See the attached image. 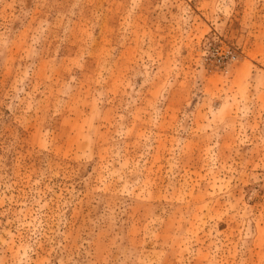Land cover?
Instances as JSON below:
<instances>
[{"label":"rangeland","instance_id":"1","mask_svg":"<svg viewBox=\"0 0 264 264\" xmlns=\"http://www.w3.org/2000/svg\"><path fill=\"white\" fill-rule=\"evenodd\" d=\"M0 264H264V0H0Z\"/></svg>","mask_w":264,"mask_h":264}]
</instances>
